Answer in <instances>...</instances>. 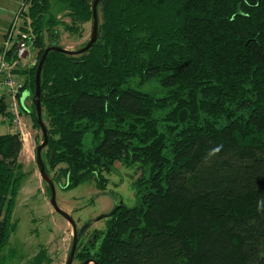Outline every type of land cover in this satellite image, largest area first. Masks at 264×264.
Returning <instances> with one entry per match:
<instances>
[{
	"label": "trees",
	"instance_id": "1",
	"mask_svg": "<svg viewBox=\"0 0 264 264\" xmlns=\"http://www.w3.org/2000/svg\"><path fill=\"white\" fill-rule=\"evenodd\" d=\"M29 2L38 63L23 72L31 108L21 112L41 130L38 65L46 48L60 46L58 26L83 35L95 0ZM53 2L70 24L51 12ZM98 12L89 51L46 58L42 159L65 191L94 182L105 194L117 162L143 173L133 184L136 205L106 217L76 260L264 264V0H100ZM0 115L11 118L3 100ZM23 148L18 135L0 134V264L18 229ZM29 264L52 259L41 246Z\"/></svg>",
	"mask_w": 264,
	"mask_h": 264
},
{
	"label": "rangeland",
	"instance_id": "2",
	"mask_svg": "<svg viewBox=\"0 0 264 264\" xmlns=\"http://www.w3.org/2000/svg\"><path fill=\"white\" fill-rule=\"evenodd\" d=\"M22 1L20 0L18 9ZM29 1H26L27 5ZM51 12L56 13L58 20L70 24L69 18L58 11L54 2ZM56 33L59 36L61 47L70 51H78L86 42L90 41L92 23L84 26L81 37L68 33L63 25L57 27ZM37 52V49L33 47L30 49L28 55L29 63L37 59ZM37 63L38 59L36 63L33 62L28 65L29 69H32L31 65L35 67ZM143 90L154 92L157 95L162 94L160 88L156 85H146ZM23 96L26 97L27 93L20 96L21 105ZM27 104L30 109L31 103L29 99ZM21 117L29 132V136L26 142L23 141L24 148L19 162L23 166L27 177L19 193L13 216L18 223V229L3 253L8 257L5 264H29L38 254L41 246L47 249L52 259V264H66L73 243L72 226L63 215L55 211L51 203L52 198L48 192V185L42 180L40 174L35 150L38 142L42 141V132L34 127L30 114L23 111ZM6 133L7 128L1 126L0 134ZM91 142V136L88 134L85 137L87 147L91 146ZM145 171L144 175L146 177L150 175L149 168L145 169ZM142 173L138 171L137 167H124L117 162L114 171L105 175L109 180L105 194H102L97 189L94 182L85 183L69 191L63 189V184L56 185V200L59 208L72 217L78 231L88 228L81 238L83 244L87 242L94 231L104 229L106 217L97 221L99 217L108 215L119 204H125L127 207L136 205L137 200L133 184ZM12 252L17 253V256L9 257ZM73 264H78V261L74 260Z\"/></svg>",
	"mask_w": 264,
	"mask_h": 264
},
{
	"label": "built area",
	"instance_id": "3",
	"mask_svg": "<svg viewBox=\"0 0 264 264\" xmlns=\"http://www.w3.org/2000/svg\"><path fill=\"white\" fill-rule=\"evenodd\" d=\"M22 1L20 8L13 16L5 33V38L0 45V100L7 106V112L11 115L10 123L12 132L26 142L29 132L22 121L20 96L25 90L27 77L24 71L30 70L28 65L36 63L34 59L29 63L28 55L33 47V27L29 17V8ZM12 55V59L8 57ZM33 68V65H31Z\"/></svg>",
	"mask_w": 264,
	"mask_h": 264
},
{
	"label": "water",
	"instance_id": "4",
	"mask_svg": "<svg viewBox=\"0 0 264 264\" xmlns=\"http://www.w3.org/2000/svg\"><path fill=\"white\" fill-rule=\"evenodd\" d=\"M99 3H100V0H95V3L93 5L92 35H91V39L88 42V44L78 51H70V50H67V49L60 47V46H51V47L46 48L44 55H43L39 65H38L37 72H36V82H35L36 83V90H35L36 118H37L38 124L41 128L42 136L44 138L43 142L39 146H37V148H36V152H35L36 161H37V164H38V167L40 170L42 180L44 182H46L50 188L51 198H52L51 203H52L55 211L60 213L61 215H63L72 226L73 243H72V249L70 251V254H69V257H68L66 264H73L75 256H76L78 244H79L82 233L85 231L84 230L85 228L78 231L72 217L68 213L64 212L63 210H61L59 208L57 200H56L55 184L52 181L51 177L47 174L46 166H45L43 159H42V152L48 145L49 134H48L47 126L45 125V123L43 121L42 104H41V77H42L43 66H44L46 58L50 52H63V53H67V54L72 55V56H79V55H82V54L86 53L87 51H89L91 49V47L96 43V41L99 38V25H100L99 12H98ZM120 206H121V204H119L116 208H114L108 215H102L101 217L98 218L97 221H100V220L104 219L105 217L111 216L120 208ZM88 225H90V224H88ZM84 264H98V263L92 259H88L84 262Z\"/></svg>",
	"mask_w": 264,
	"mask_h": 264
},
{
	"label": "crops",
	"instance_id": "5",
	"mask_svg": "<svg viewBox=\"0 0 264 264\" xmlns=\"http://www.w3.org/2000/svg\"><path fill=\"white\" fill-rule=\"evenodd\" d=\"M19 4H20V0H0V45L3 42L5 33L11 23L13 16L18 10ZM28 99L30 100L29 93L27 94L26 97L23 96L21 98V103L26 109H29V106L27 104ZM1 126L7 128L6 134H13L12 132L13 127L10 123V120L2 115H0V127Z\"/></svg>",
	"mask_w": 264,
	"mask_h": 264
},
{
	"label": "flooded vegetation",
	"instance_id": "6",
	"mask_svg": "<svg viewBox=\"0 0 264 264\" xmlns=\"http://www.w3.org/2000/svg\"><path fill=\"white\" fill-rule=\"evenodd\" d=\"M55 187H56V186H55ZM87 230H88V228H87V229H86L84 232L86 233V232H87ZM85 233H83V234H85ZM93 233H94V232H93ZM93 233H92L91 235H93ZM91 235H90V236H91ZM90 236H89V238H88L87 242H86L85 244H83V242L81 241V238L83 237V235H82V236H81V238H80V242H79V244L81 243V244H82V246H83V245H87V244H88V242L90 243V241H91V239H90ZM79 244H78V245H79ZM77 249H78V248H77ZM74 260H76V258H75ZM77 261H78V260H77ZM85 261H86V260H84V261H83V262H81V263H79V262H78V264H84V262H85Z\"/></svg>",
	"mask_w": 264,
	"mask_h": 264
}]
</instances>
